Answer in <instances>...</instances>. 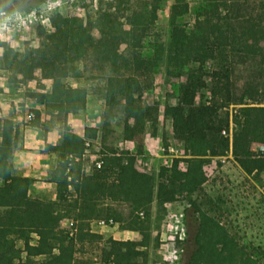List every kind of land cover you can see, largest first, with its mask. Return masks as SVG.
I'll return each mask as SVG.
<instances>
[{"label":"trees","instance_id":"16d2710c","mask_svg":"<svg viewBox=\"0 0 264 264\" xmlns=\"http://www.w3.org/2000/svg\"><path fill=\"white\" fill-rule=\"evenodd\" d=\"M228 1L233 5L238 0H221L223 4ZM230 6L220 17L222 20L203 19L204 32L185 35L187 40L178 45L184 51L181 55L199 64L203 57L217 58V67L208 73V82L197 67L198 71L180 88L177 102L164 106L172 134L182 143L187 157L173 158L169 165L159 166L155 186L152 175L138 170L134 154L126 150L104 152L100 166L83 173L80 158L85 143L96 136V128L85 127L82 135L66 129L55 144H45L47 151L57 155L56 164L47 176L55 195L52 199L31 196L27 189L33 179L13 173L18 128L11 119L0 118V264H74L76 242L101 238L88 228L92 219L123 223L141 236L138 241L105 239L99 264H147L149 204L155 200L163 208L165 203L182 195L188 197L195 215L192 249L184 264H258L242 247L218 249L219 243L226 242L223 228L189 198L205 181L206 157L222 154L227 146L226 137L220 135L228 124L227 106L241 103L244 97L245 93L237 95L233 89L235 63L256 61L259 54L262 59L258 62L264 65V55L257 52L262 49L259 43H264V8L259 12L262 19L258 20L261 15L253 16L248 11L241 16ZM49 20L50 32L38 26L40 38L36 47L10 56L22 77L41 67L51 78L49 91H30L26 96L47 112L66 114L83 109L86 89L67 84L64 79L79 77L88 63L104 77L105 106L112 107L117 99L121 100L122 111L132 119L126 126H136L133 132L140 133L148 116L138 104L139 74L146 69L145 61L138 57L126 60L117 50L114 37L105 33L93 39L89 30L73 17L56 13ZM254 45L257 49H252ZM204 87L208 88L209 99L196 103V93ZM249 92L253 94V90ZM256 103H264V96ZM240 110L242 121L234 115L232 154L241 162L248 161L251 142L264 140V106H244ZM33 113L29 126L39 127L40 112L33 109ZM179 161L185 162L184 169L178 167ZM116 204L132 205L135 214L123 219ZM141 210L143 214L139 215L137 212ZM62 219L72 221L73 236L59 228Z\"/></svg>","mask_w":264,"mask_h":264},{"label":"rangeland","instance_id":"374dc122","mask_svg":"<svg viewBox=\"0 0 264 264\" xmlns=\"http://www.w3.org/2000/svg\"><path fill=\"white\" fill-rule=\"evenodd\" d=\"M236 3L223 4L221 0H0V118L13 119L18 128V141L21 135L24 136V130L43 138L51 130L60 137L66 129L82 135L85 127H94L96 136L85 143L80 158L83 173L96 168L95 163L102 161L104 152L126 150L134 154L138 170L152 175L155 186L159 166L169 165L173 158L187 157L182 143L172 134L164 106L177 102L180 88L192 73L198 71L197 67L207 82L208 73L217 67V58L200 56L199 64L181 55L184 51L178 45L192 33L204 32L203 19L217 20L224 16L230 5L236 14L243 16L250 11L253 16L261 15L258 20L262 19L263 14L259 12H263L264 0H238ZM56 13L73 17L89 30L93 39L105 33L114 37L117 50L126 60L133 61L138 57L145 61L146 69L139 74L138 104L146 109L148 116L143 120L140 133L133 132L136 126H126L132 119L122 111L121 100L117 99L112 107L105 106L104 77L88 63L79 77L64 79L67 84L86 89L83 109L66 114L47 112L26 96L30 91H49L51 78L41 67L33 69L28 77H22L10 56L13 52L36 47L40 38L38 26L50 32L49 19ZM197 26L200 27L196 29ZM259 46L262 49L257 52L264 55V43L260 42ZM252 49L257 47L254 45ZM261 59L258 54L256 61L235 63L233 89L237 95L245 93L244 97L241 103L227 106L228 124L224 133L220 131V135L226 137L227 146L222 154L206 157L205 181L189 196L223 228L226 242L219 243L218 249L242 247L258 264H264V140L251 142L248 161L241 159L240 162L232 154V134L236 129L234 115L243 119L240 107L264 106V103H256L264 96V65L258 62ZM78 66L82 67L81 64ZM247 89L253 90V94ZM208 99L207 87L197 91L196 103ZM33 109L40 112L39 127L29 126ZM20 148L16 146V149ZM178 167L184 169L185 162L179 161ZM49 190L51 188L39 197L50 198ZM115 206L122 211L123 219L135 214L132 205ZM148 212L147 264H184L192 249L191 238L195 230V215L190 210L188 197L179 196L175 201L165 203L163 208L152 200ZM137 213L141 215L143 211ZM99 220L102 219L90 220L88 228L101 238L76 242L74 264H99L107 238L141 239L137 231L125 228L123 223L102 220L99 224ZM59 228L69 236L75 232L70 219H62ZM18 246L21 247L20 242Z\"/></svg>","mask_w":264,"mask_h":264},{"label":"crops","instance_id":"0c3cea01","mask_svg":"<svg viewBox=\"0 0 264 264\" xmlns=\"http://www.w3.org/2000/svg\"><path fill=\"white\" fill-rule=\"evenodd\" d=\"M76 134L81 135L80 133ZM20 137L17 148H21L13 151V173L33 179L27 189L29 195L39 196L51 188V191L49 190L50 198H54V186L47 180V176L56 164L57 155L45 150L44 146L45 144H55L59 140V135L51 130L42 138L32 135L29 130H24V136Z\"/></svg>","mask_w":264,"mask_h":264},{"label":"built area","instance_id":"2783aa9c","mask_svg":"<svg viewBox=\"0 0 264 264\" xmlns=\"http://www.w3.org/2000/svg\"><path fill=\"white\" fill-rule=\"evenodd\" d=\"M221 132L224 133V130H222ZM100 164H101V162L100 161H97L95 163L96 168H98L100 166ZM97 223H99V224L102 223V220H99Z\"/></svg>","mask_w":264,"mask_h":264}]
</instances>
